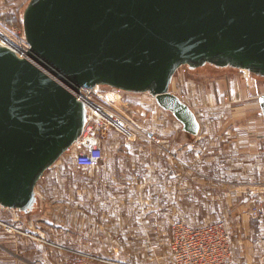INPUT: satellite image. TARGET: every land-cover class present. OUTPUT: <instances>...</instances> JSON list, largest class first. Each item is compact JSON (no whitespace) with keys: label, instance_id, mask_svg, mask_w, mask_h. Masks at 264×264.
<instances>
[{"label":"water","instance_id":"95a60500","mask_svg":"<svg viewBox=\"0 0 264 264\" xmlns=\"http://www.w3.org/2000/svg\"><path fill=\"white\" fill-rule=\"evenodd\" d=\"M21 24L26 57L0 45V206L23 218L39 213L38 181L86 125L71 91L146 93L191 143L197 117L169 90L178 69L264 81V0H29ZM258 103L264 117V94Z\"/></svg>","mask_w":264,"mask_h":264},{"label":"crops","instance_id":"0c3cea01","mask_svg":"<svg viewBox=\"0 0 264 264\" xmlns=\"http://www.w3.org/2000/svg\"><path fill=\"white\" fill-rule=\"evenodd\" d=\"M28 1L0 0V19L5 21L15 16L20 22ZM216 72L217 75L231 76L234 80L242 75L233 71ZM209 73L214 71H188L189 75L197 79L208 78ZM250 82L252 87H257L239 88L236 81L228 82L229 87H225L227 83L217 80L216 90H197L195 96L207 108L205 114L197 113L191 105L183 101L195 113L200 125L199 134L191 143L182 131L181 124L171 114L158 107L148 94L127 93L138 96L131 105L137 119L143 126L154 130L163 144L150 147L146 140L138 136L133 142L138 152L116 151L117 145L113 147L112 152L103 151L104 161L101 168L89 172L97 173V187L106 189L109 193L123 192V187L132 185L137 186L139 190H142V186L147 187L151 198L153 196L156 202L159 187H163L165 191L162 193L166 197L164 203L173 210L189 208L191 193L204 194V197L194 200L197 207L231 210L230 221L236 226H242L240 231L231 234L232 264H264V227L258 221L250 219L244 211L258 206L264 199V117L260 115L258 103V97L264 94V81L250 76ZM175 83L174 74L169 90L181 99V95L173 89ZM223 98H227L233 105L228 121L220 120L222 115L217 116V111L224 105ZM211 111H214L212 113L215 115H209ZM216 116L217 120L212 119ZM207 138L216 139L214 147H217V151L178 152L197 141L204 139L207 142ZM159 147L166 151H152L153 148ZM191 160L198 163L191 167ZM55 171L54 175L58 173V170ZM106 179L111 181L107 182ZM48 182L38 188L37 193L39 213L41 216L43 214L45 221L46 212L51 208L47 199ZM113 199L116 200H104L99 203L102 209L107 207L110 211L103 212L101 217H88L89 223L103 225V235H110L111 226L141 225L143 221L157 222L154 216L151 219L137 215L138 206L126 203L124 198ZM108 200L110 201V197ZM153 209L156 207L153 206ZM121 230L126 231L125 227ZM119 264L126 263L121 261Z\"/></svg>","mask_w":264,"mask_h":264},{"label":"rangeland","instance_id":"374dc122","mask_svg":"<svg viewBox=\"0 0 264 264\" xmlns=\"http://www.w3.org/2000/svg\"><path fill=\"white\" fill-rule=\"evenodd\" d=\"M206 70L210 69L206 67ZM216 71L218 70H214L212 74L209 73L208 78L197 79L180 68L175 73L176 83L173 89L181 95V100L191 105L197 113L205 114L207 108L195 96L197 90H216L217 80L227 83L225 87L228 86V82L232 81H236L239 88L246 86L255 88L256 86L252 87L248 74H242L234 80L231 76L217 75ZM207 72L204 71V73ZM99 94L102 97L107 95L108 99L97 97L96 100L109 113L122 120L125 115L132 116L134 121L143 125L137 119L131 106L138 96L118 92L109 87L100 89ZM222 101L224 105L220 107L219 112L217 111V116L222 115L220 120L228 121L233 105L227 98H223ZM125 103H127L128 112L123 110ZM212 112L214 111H211L209 115H215ZM217 116L212 119L217 120ZM215 140L207 138L206 142L203 139L178 152H214L217 151V147H214L216 146L214 145ZM133 142L135 140L127 138L113 128H108L101 137L100 147L106 153L112 152L115 145H117L116 151L138 152ZM152 151L165 152L166 150L159 147L158 149L153 148ZM190 162L191 167L198 163L193 160ZM100 168L101 165L97 170ZM55 170H58V173L54 175ZM96 174V172L81 173L75 168L69 155L64 154L45 173V178L40 179L36 185L37 194L38 188H42V185L49 181L47 199L51 208L46 212L47 221L43 220L42 213L43 217L40 213L29 218L20 217L21 234L9 231L0 225V264H119L121 261L126 264H170L167 248L171 237V227L175 222L182 221L191 227L201 223L222 222L231 234L240 231L242 227L230 221L231 210L197 207L194 200L204 197V194L191 193L189 208L173 210L166 207L164 203L166 197L162 193L165 191L163 187H159L157 202L153 200V196L151 198L149 189L143 186L142 190L132 185L127 188L123 187V192L109 193L108 190L97 187ZM191 174L194 175L193 172ZM106 181L109 182L111 179H106ZM114 197L124 198L125 202H130L132 206L135 204L138 206L137 215L151 219L156 217L157 222L145 223L143 221L141 225L111 226L110 235H103L102 231H105L103 225L89 223L88 217L89 215L95 218L101 217L103 212L110 211L111 209L107 207L102 209L99 203L104 200L115 201ZM153 206L156 209H153ZM244 211L250 219H253L249 213L250 209ZM130 212L133 213V208ZM127 215L130 214L127 213ZM13 218H18L14 211L0 209L1 222L11 223ZM123 227L126 231L121 230ZM40 238L52 245L37 240ZM154 245H156L155 248H153ZM68 250L85 254L92 259L78 257Z\"/></svg>","mask_w":264,"mask_h":264},{"label":"built area","instance_id":"2783aa9c","mask_svg":"<svg viewBox=\"0 0 264 264\" xmlns=\"http://www.w3.org/2000/svg\"><path fill=\"white\" fill-rule=\"evenodd\" d=\"M0 45L10 49L20 58L26 57L29 45L24 36L21 20L19 22L15 16L5 21L0 19ZM100 89L102 87L84 85L79 87L77 92L71 91L78 101L87 106L89 112L82 135L66 153L81 173L95 170L104 161L100 140L108 128L115 129L131 140L141 136L150 147L163 144L154 130L137 123L132 116L125 115L122 120L103 108L96 100L97 97L102 98L99 94ZM126 105L127 103L124 104L123 110L128 112ZM111 116L119 119V125L126 131L113 124L110 120ZM0 209L6 208L0 206ZM12 211L18 215V218H13L12 222L7 224L0 221V225L9 231L21 234V216L16 210ZM249 213L264 227V199L258 206L251 208ZM37 240L52 245L41 238ZM231 241V233L222 222L203 223L191 227L185 222L177 221L171 227L167 256L171 264H232ZM155 247L156 245L153 246ZM68 251L78 257L92 259L82 253Z\"/></svg>","mask_w":264,"mask_h":264},{"label":"bare ground","instance_id":"6f19581e","mask_svg":"<svg viewBox=\"0 0 264 264\" xmlns=\"http://www.w3.org/2000/svg\"><path fill=\"white\" fill-rule=\"evenodd\" d=\"M104 97L102 98H107V95H103ZM108 99V98H107ZM111 122H113V124H115L118 128H120L122 131H126L121 125H119V119L112 117L110 118Z\"/></svg>","mask_w":264,"mask_h":264}]
</instances>
